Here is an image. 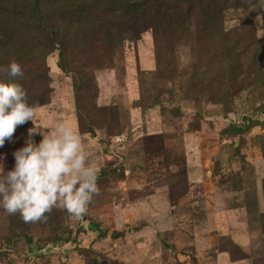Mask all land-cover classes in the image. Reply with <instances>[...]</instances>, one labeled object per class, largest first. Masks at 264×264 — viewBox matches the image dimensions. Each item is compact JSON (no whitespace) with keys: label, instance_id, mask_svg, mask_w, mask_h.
<instances>
[{"label":"rangeland","instance_id":"rangeland-1","mask_svg":"<svg viewBox=\"0 0 264 264\" xmlns=\"http://www.w3.org/2000/svg\"><path fill=\"white\" fill-rule=\"evenodd\" d=\"M1 1L0 65H21L14 82L38 130L64 122L82 134L100 194L79 221L56 208L25 223L0 208V264H220L214 247L230 246L214 238L216 222L224 228L223 210L253 192L264 158L258 0L216 22L199 0H156L127 17L138 0H35L20 11ZM33 127L0 147L5 172Z\"/></svg>","mask_w":264,"mask_h":264},{"label":"clouds","instance_id":"clouds-1","mask_svg":"<svg viewBox=\"0 0 264 264\" xmlns=\"http://www.w3.org/2000/svg\"><path fill=\"white\" fill-rule=\"evenodd\" d=\"M256 9L264 10V0H258ZM256 20L264 23V12ZM23 76L15 59L0 65V77L10 78L0 80V147L12 140L18 127L29 121L34 125L25 146L13 153L14 168L5 172L0 163V208L8 215L18 214L25 223H46L56 208L79 221L100 194L99 168L77 129L64 122H57L51 131L37 129L36 108L29 103L27 90L14 82ZM37 132L42 136L38 144L31 138Z\"/></svg>","mask_w":264,"mask_h":264},{"label":"crops","instance_id":"crops-1","mask_svg":"<svg viewBox=\"0 0 264 264\" xmlns=\"http://www.w3.org/2000/svg\"><path fill=\"white\" fill-rule=\"evenodd\" d=\"M258 162L253 192H244V201L223 210L226 212L224 228L217 219L219 227L213 233L214 238H226L230 246V249L214 247L220 264H264V158ZM236 254L238 257H233Z\"/></svg>","mask_w":264,"mask_h":264},{"label":"trees","instance_id":"trees-1","mask_svg":"<svg viewBox=\"0 0 264 264\" xmlns=\"http://www.w3.org/2000/svg\"><path fill=\"white\" fill-rule=\"evenodd\" d=\"M154 1L156 0H138V1L131 2V3H127L125 4L126 8L122 10V13H124L127 17L129 13L132 14L133 12L144 9L145 7L154 8L155 7ZM181 1L182 2L178 3L177 5L182 6L183 2H186L184 6L188 7V9H191V7L189 8V6L191 5V2H194V0H184V1L181 0ZM237 1L239 0H199V2L202 4V8L208 11V12H205V16L207 17V19L209 21L214 19L215 22L218 20V18L222 17L225 9L231 6L230 4L233 3L235 5H238ZM3 3H4V6H3ZM35 3H36L35 0H9L8 2H6V0L1 1L2 7H5L6 9L10 11L11 10L20 11V10H25V9L33 10V8L37 5ZM138 29L139 28L134 27L133 30L137 31ZM141 226H144V224L136 226L135 229H138ZM91 230L93 232H97L102 235H111L112 237L118 236V233L120 234L123 233V232H117L116 230L111 231L110 229H106L104 231H98L96 227L92 228Z\"/></svg>","mask_w":264,"mask_h":264},{"label":"water","instance_id":"water-1","mask_svg":"<svg viewBox=\"0 0 264 264\" xmlns=\"http://www.w3.org/2000/svg\"><path fill=\"white\" fill-rule=\"evenodd\" d=\"M90 135H91V137H95L96 136V132L92 128L90 129Z\"/></svg>","mask_w":264,"mask_h":264}]
</instances>
